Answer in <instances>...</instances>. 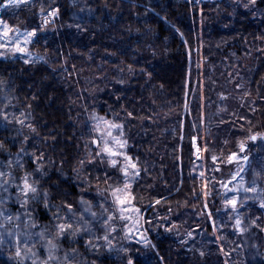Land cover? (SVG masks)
I'll return each instance as SVG.
<instances>
[{
    "label": "trees",
    "instance_id": "obj_1",
    "mask_svg": "<svg viewBox=\"0 0 264 264\" xmlns=\"http://www.w3.org/2000/svg\"><path fill=\"white\" fill-rule=\"evenodd\" d=\"M0 18L34 33L31 47L47 53L0 56V78L12 90L0 122L20 141L8 166L22 188L27 181L37 190L19 233L30 239L56 219L77 224L72 236L59 228L64 236L13 249L0 264H264V202L218 203L234 169L224 165L237 150L230 135L256 124L264 135V0H18L0 7ZM90 110L112 117L135 163L131 203L145 245L119 221L107 230L108 195L123 175L103 153L87 158L79 133ZM203 119L210 133L195 155ZM244 150L264 189V138ZM83 204L97 209L98 225L83 218ZM97 233L106 239L99 251Z\"/></svg>",
    "mask_w": 264,
    "mask_h": 264
},
{
    "label": "rangeland",
    "instance_id": "obj_2",
    "mask_svg": "<svg viewBox=\"0 0 264 264\" xmlns=\"http://www.w3.org/2000/svg\"><path fill=\"white\" fill-rule=\"evenodd\" d=\"M10 4H13L10 0H0V7ZM47 17L45 20H42L43 26L46 21H48ZM50 28L51 27L49 26L47 30ZM5 31H7V35H5ZM218 32L227 35V37H234L244 33L243 30L235 29H223ZM33 39L34 33L21 29H15L12 31L10 26L0 18V56L9 57L12 53H18L28 57L31 61L46 57V52L41 53L39 48L31 47ZM18 49H23V51H18ZM197 65L201 68L203 62L200 59H197L195 64L196 68ZM193 88L194 90L197 88L196 83L193 84ZM11 96L12 90L10 89V83L6 79L0 78V110L3 107V104L8 101ZM190 101H193V99ZM189 104L192 103L187 102L188 107L190 106ZM188 107L184 108V114L187 113ZM256 119L258 121L259 117ZM89 120H92V122L87 124V129L82 134L79 133V136L81 135L80 140L82 142V148L84 149V152H87V158L90 159V156L98 158L103 153L107 157V161L111 164L115 161V164L113 165H116L123 175V185L114 189V191L108 195L110 207L107 208V215L110 218V221L109 223L106 222V226L108 227L107 230H115L116 221H119L123 224L124 234L128 236V238L139 242V244L141 243L142 245H145L147 243V236L142 229V216H140L138 209L131 203L130 186L136 176L137 168L136 166L135 168L131 167V165H135V163L126 153L127 144L122 138L120 129L116 127L117 123L105 112H94L90 110ZM201 125L203 128L201 137H195L193 139L195 155H201L200 142H202L203 139L205 141L206 136L210 133V130L208 132V130L205 129L206 124H204V119L201 122ZM239 127L240 126H238V129L236 128L237 130L230 135L231 138H235L234 143H236L235 147L237 150L228 151L224 161L225 166H234V169L230 182L222 186L223 195L218 203L223 208L226 206H233L231 203L232 201L236 202L235 205L239 203L245 204L246 201L264 202V189L262 185L260 186L257 177L249 171V168H251L250 159L248 157L249 154L244 150L250 143L258 144L264 138V135L262 132H259V130H256L257 124L255 128L252 127L249 131ZM253 136L256 137L255 140L251 139ZM15 137L14 131L10 128H3V125H1L0 122V257L6 258L7 260L10 259V251L13 249H21L28 252L31 250L32 246L43 237L48 238L49 235L54 237L58 234L59 238L64 236V233L59 232L58 226L60 225V219H56V221H58L57 224H49L48 226L43 227L39 235H33L30 239H27L19 233L21 225H24L23 221L30 219V210H26L25 207L34 208L36 207V204L30 199V194L27 196L24 195L19 180L14 179L13 169L8 166V161L12 160L10 156L17 152V146L20 144V141ZM228 142L231 141L228 139ZM241 143L244 144L243 151L240 147ZM105 148L111 149V152L116 153V155L104 151ZM125 157L130 159H125ZM245 157L247 159H245ZM58 170H60V168H58ZM42 198L46 201L48 200L43 193ZM121 201H123V203H121ZM208 203V197L204 194L201 203L202 208L208 209ZM13 206L19 209L20 214L13 215ZM84 206L85 205L83 204L80 209L83 218L88 222L93 220L98 225L97 209H95V213H93L89 207ZM66 212L70 217L73 216L70 210H67ZM99 212L101 213V211ZM59 217L66 219L65 216ZM237 217L239 216L236 214L234 216L235 224L237 229L241 230L242 225ZM237 221H239V223H237ZM97 225H89L90 233L84 234V237L81 239L84 241L87 239L91 240V233L97 232ZM65 229H68L67 235L72 236L77 229V224L74 220H71L65 224ZM101 233L96 234L100 239L93 242V247L97 251L103 250L106 242L105 238L101 240ZM69 250L72 252L74 246H69ZM78 262L77 258L74 263Z\"/></svg>",
    "mask_w": 264,
    "mask_h": 264
},
{
    "label": "snow or ice",
    "instance_id": "obj_3",
    "mask_svg": "<svg viewBox=\"0 0 264 264\" xmlns=\"http://www.w3.org/2000/svg\"><path fill=\"white\" fill-rule=\"evenodd\" d=\"M10 2H12V3H16L17 0H10ZM252 2L254 3L255 0H252ZM5 35H7V31H5ZM30 35H31V34H30ZM18 51H23V49H18ZM116 127H119V126H116ZM251 139L255 140L256 137L253 136V137H251ZM118 143H119V142H118ZM121 146L123 147L122 144H121ZM240 147H241V150L243 151V149H244V144L241 143ZM104 151L109 152V153L112 154V155H116V153L111 152V149L105 148ZM125 159H130V158L125 157ZM245 159H247V158L245 157ZM113 164H115V161H113ZM131 167H132V168H135V165L132 164ZM251 190H254V189H251ZM22 191H23L24 195L27 196L29 193H33V194H35L37 190H36V188L32 187V185H30L27 181H25V183H24V187H23ZM121 203H123V201H121ZM231 203L233 204V206H235V203H236V202H235V201H232ZM237 223H239V221H237ZM58 227L60 228V231H61V232L64 231V228H65L64 225H59ZM49 243L51 244V241H49ZM129 264H131V261H129Z\"/></svg>",
    "mask_w": 264,
    "mask_h": 264
}]
</instances>
